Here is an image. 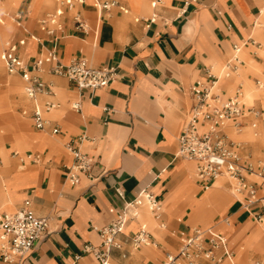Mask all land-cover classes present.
<instances>
[{
	"label": "crops",
	"instance_id": "0c3cea01",
	"mask_svg": "<svg viewBox=\"0 0 264 264\" xmlns=\"http://www.w3.org/2000/svg\"><path fill=\"white\" fill-rule=\"evenodd\" d=\"M117 1L126 12L119 6L99 10L93 0L66 9L61 17L63 31H46L40 25L42 18L56 10L55 0L53 11L46 12V0H31L28 9L17 14L24 27L18 25V38L10 40H26L18 46L25 63L31 65L55 47L63 63L83 59L95 67H116L117 75L108 87L80 91L68 78L51 73L47 64L39 76L52 84L54 94L33 100L23 94L27 83L21 75L0 65L7 82L0 94L6 110L5 125L0 127L5 132L0 136L4 152L0 155V213H13L28 202L34 213L50 220V232L19 263L4 259L0 240V264H100L92 253L84 252L85 245L99 246L98 229L114 221L125 202L145 189L159 196L161 217L157 219L145 203L138 207L117 238L121 247L111 250L114 264H162L167 251L178 250L182 236L207 227L224 234L237 254L232 260L223 258L222 264L261 259L264 229L255 223L259 205L243 209L240 198L223 185V178L205 187L196 177L197 163L177 153L178 137L196 102L191 88L207 81L214 69L221 75L235 46L241 52L246 49L247 59L261 63L248 49L255 34L264 40V0H162L156 8L152 0ZM154 13L157 21L149 25ZM75 14L89 24L88 31L76 28ZM5 15L7 20L15 18ZM243 77L237 76L236 84L251 92L248 105L263 95L264 108V93L255 91L250 80L244 84ZM226 79L221 76L218 84L225 81L219 90L229 98L226 85L234 84V79ZM48 99L56 108L44 112L51 124L39 130L33 112ZM76 101L81 103L80 110L72 106ZM250 107L245 105L246 110ZM255 120L246 114L244 126L249 128ZM259 122L261 130L235 135L247 139L255 151L264 142V113ZM54 126L61 132L52 133ZM72 140L96 161L94 177L83 176L79 184L66 177V166L74 160L66 146ZM31 154L41 159L32 162ZM259 193L264 195V188ZM141 230L150 232L158 245L135 248L132 237Z\"/></svg>",
	"mask_w": 264,
	"mask_h": 264
},
{
	"label": "built area",
	"instance_id": "2783aa9c",
	"mask_svg": "<svg viewBox=\"0 0 264 264\" xmlns=\"http://www.w3.org/2000/svg\"><path fill=\"white\" fill-rule=\"evenodd\" d=\"M57 8L48 13L40 20V25L46 31H63L61 17L66 9L73 10L86 0H55ZM95 7L99 10H111L119 6L121 10L127 11L124 5L117 0H93ZM162 0H152L153 8L158 7ZM2 9L0 7V21H2ZM158 14L154 13L148 18L149 25L157 21ZM14 20L21 27V18L16 15ZM74 22L77 29L88 31L89 24L79 15H74ZM50 26L53 28L51 29ZM35 38V37H34ZM251 44L261 48L262 45L255 39ZM25 39L18 42L7 40L0 54V65L12 73H19L26 81L25 91L30 99L36 100L40 95L52 97L54 94L51 83L44 82L39 74L50 64V72L68 78L80 91L108 87L115 80L117 75L116 67H95L86 60L74 59L70 63H63L55 47L46 51V54L31 65L25 63L18 53V46L24 45ZM240 46L234 47L233 57L228 62L231 72H226V77L232 76L244 61L239 52ZM208 80L197 82L192 88L196 102L192 106L187 121L181 134L178 137V156L197 163L196 177L205 187L223 176L227 177L231 191L236 195H243L239 199L241 206L249 210L259 205L260 210L255 213L258 221L264 222V195H260V189L264 188V161H243L239 151L241 145L234 141L227 132V127L241 129L244 126L243 119L246 114H252L256 120L252 127L256 128L258 119L263 115L261 109L254 106L248 110L243 101V85L239 84L233 96L224 98L217 92V84L220 76L212 71L208 72ZM260 87H264L258 81ZM80 101L73 103V108L80 110ZM56 108V103L48 99L45 103L37 105L33 112L34 124L39 130H46L51 120L45 117L44 112ZM61 132L59 126L52 127V133ZM67 149L73 155V162L66 166V177L69 182L79 184L83 176L94 177L93 170L96 161L89 154L82 151L75 140L67 143ZM28 157L32 162H38L41 156L31 154ZM254 175L260 179L250 180L249 176ZM117 193L124 198V193L117 188ZM143 203L147 204L157 219L162 214V203L158 195L151 190L145 189L137 197L125 202L124 208L118 217L109 224L99 228L101 243L99 246L86 244L84 252L92 253L100 264H114L111 261V250L120 248L117 241L120 234L124 232L127 219L136 214V210ZM50 232V220L47 216H39L29 207L26 202L22 207L13 213H0V240L2 256L11 263L22 261L35 247L37 242ZM132 244L135 248L145 245L157 246L158 243L153 235L141 230L132 237ZM234 254L229 248L227 237L218 232L214 227L195 228L192 233L181 237L180 246L176 252L167 251L162 264H220L223 258L232 260Z\"/></svg>",
	"mask_w": 264,
	"mask_h": 264
},
{
	"label": "rangeland",
	"instance_id": "374dc122",
	"mask_svg": "<svg viewBox=\"0 0 264 264\" xmlns=\"http://www.w3.org/2000/svg\"><path fill=\"white\" fill-rule=\"evenodd\" d=\"M7 1L8 0H1L0 1V7L2 9V14H1L2 15V21H0V26H1V29L4 31L3 40L0 36V43H1L0 44V51L3 49L4 44L7 40L18 38V36H19L18 33L20 31L17 22L15 20L12 21L11 18H8L9 20H7L5 14L13 15L14 17H16V15L18 13H24L25 10L28 9L29 3L31 2V0H16V4L14 5L15 8L9 9V8L5 7L7 4ZM37 1L38 0H36V2ZM55 6L56 5H55L54 0H50V2L48 4V8L46 9V12L53 11L55 9ZM4 11H6V12H4ZM73 12L75 13L76 10H74ZM31 16L34 17L33 12L31 13ZM254 38L258 42L261 43L262 47L259 48V47H256L254 45H250V48L248 49V51H251L255 56H257L258 60H261V63H258L255 60L253 61V60L247 59L244 56V52L246 51V49L243 48L240 57L243 61H245V64L243 63V65H241L239 67V69L235 73L232 74V76H230L229 78L226 79V80L234 79V84L226 85V87L229 90L228 96H232L235 93V90L238 87L236 84V78H237V76L239 77V75H245L246 79H248V80H246L244 77L240 78L244 84H246V81L250 80L253 84V89L255 91H258L259 93L264 92V87H260V85L258 84V81H259L261 83V85H264V78H263L264 77V40L260 36H257L256 34L254 35ZM226 72H231L228 67L225 69L224 73H226ZM0 73H1V75H0V94H2V92L7 87V82L5 80L6 72L3 68V66H0ZM213 73H215L216 75H219V72L216 69L213 70ZM224 82L218 84L217 89H216L217 92L220 93L219 87L221 85H223ZM246 90H247V87L244 86L243 101H244L246 107L248 108L250 106H254L256 109H262L263 110L262 112L264 113V108H263V104H262L263 95H262V98L256 99L255 103L253 105H248L250 99L249 98L247 99L245 96ZM23 94L26 96L25 90L23 91ZM14 98L16 99V96ZM5 111H6L5 105L0 104V127L5 125V119L2 117L3 113ZM249 126H250L249 128H246L245 126H243L241 129H237V128L232 127L231 132L230 131H227V132L229 133V136L234 141L238 142L241 145V148L243 149L242 150L243 161L250 160V161H253L255 163H257L258 161H264V142H263L261 149L259 151H255V150H251V144L247 139L237 138L235 136L237 134H241V133L248 131V130H251V129H254V130L260 129L261 130V122L258 123L256 128H253L251 123L249 124ZM4 133H5L4 130H0V136ZM260 134H261V131H259V135ZM3 140L5 141V139H3ZM0 148H3L2 145L0 146ZM245 150H247V151H245ZM222 178L224 180L223 185L231 191V189L227 183V180H228L227 177L223 176ZM249 179L260 181V179L254 175H250ZM237 197L240 199H243V195H238ZM149 214L151 215L150 212H149ZM226 218L227 217H225V216L223 217V219H226ZM255 223L264 229V222H260L257 219H255ZM203 225H210V224H203ZM193 226H196V225H193ZM168 249L173 250V251L175 250L174 247H170V246H168ZM236 255L237 254L235 253L233 258H235ZM163 257L164 256L162 255V259H163ZM223 262H225V261H222L220 264H222ZM245 263L246 264H264V255L259 260H255L254 262L253 261L252 262L251 261H245Z\"/></svg>",
	"mask_w": 264,
	"mask_h": 264
},
{
	"label": "bare ground",
	"instance_id": "6f19581e",
	"mask_svg": "<svg viewBox=\"0 0 264 264\" xmlns=\"http://www.w3.org/2000/svg\"><path fill=\"white\" fill-rule=\"evenodd\" d=\"M50 2V0H46V3H49ZM16 4V0H8L7 1V4H6V6L5 7H7V8H9V9H14L15 7H14V5ZM6 9V8H5ZM4 12H6V11H4ZM0 36H1V38H2V40H3V36H4V31L1 29V26H0ZM1 44V43H0ZM241 52V51H240ZM240 52H239V54H240ZM225 69H226V67H224L223 69H222V73H221V75H219L220 77L222 76L223 78H229V77H226V75H225ZM243 90H244V87H243ZM264 93V92H263ZM246 95V98L248 99H251V97H250V94H251V92H248V89L246 90V93H245ZM255 95V94H254ZM0 155L1 156H4V152H3V150H2V148H0ZM6 158V157H5ZM221 179V178H220ZM233 263H235V261H233Z\"/></svg>",
	"mask_w": 264,
	"mask_h": 264
}]
</instances>
